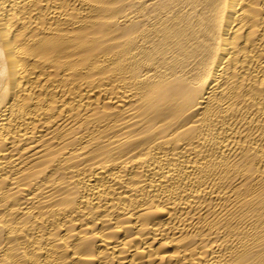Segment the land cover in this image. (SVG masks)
<instances>
[{
  "label": "bare ground",
  "instance_id": "6f19581e",
  "mask_svg": "<svg viewBox=\"0 0 264 264\" xmlns=\"http://www.w3.org/2000/svg\"><path fill=\"white\" fill-rule=\"evenodd\" d=\"M0 264H264V0H0Z\"/></svg>",
  "mask_w": 264,
  "mask_h": 264
}]
</instances>
